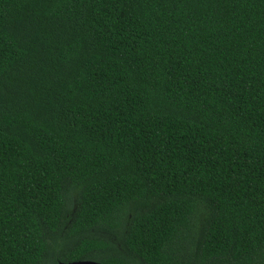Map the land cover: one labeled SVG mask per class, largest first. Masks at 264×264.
<instances>
[{"label": "trees", "instance_id": "obj_1", "mask_svg": "<svg viewBox=\"0 0 264 264\" xmlns=\"http://www.w3.org/2000/svg\"><path fill=\"white\" fill-rule=\"evenodd\" d=\"M264 264V0H0V264Z\"/></svg>", "mask_w": 264, "mask_h": 264}, {"label": "water", "instance_id": "obj_2", "mask_svg": "<svg viewBox=\"0 0 264 264\" xmlns=\"http://www.w3.org/2000/svg\"><path fill=\"white\" fill-rule=\"evenodd\" d=\"M60 264H65V263H60ZM68 264H100V263L93 262V261H79V262H73V263H68Z\"/></svg>", "mask_w": 264, "mask_h": 264}]
</instances>
